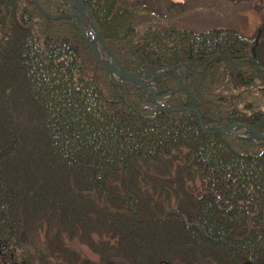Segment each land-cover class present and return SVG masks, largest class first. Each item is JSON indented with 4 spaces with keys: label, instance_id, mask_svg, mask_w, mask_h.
I'll return each mask as SVG.
<instances>
[{
    "label": "trees",
    "instance_id": "16d2710c",
    "mask_svg": "<svg viewBox=\"0 0 264 264\" xmlns=\"http://www.w3.org/2000/svg\"><path fill=\"white\" fill-rule=\"evenodd\" d=\"M86 1L128 71L177 66L207 124L264 131L255 37L198 34L158 16L163 25L147 27L152 11L138 0ZM38 2L46 13L34 0H0V264H66L50 248L68 264L183 255L185 264H264V140L208 134L187 111H157L141 86L98 61L77 18L48 17L72 12L71 0ZM82 24L93 38L88 13ZM149 79L159 98L180 85L173 71ZM189 99L175 93L165 105ZM66 233L101 262L81 263Z\"/></svg>",
    "mask_w": 264,
    "mask_h": 264
},
{
    "label": "rangeland",
    "instance_id": "374dc122",
    "mask_svg": "<svg viewBox=\"0 0 264 264\" xmlns=\"http://www.w3.org/2000/svg\"><path fill=\"white\" fill-rule=\"evenodd\" d=\"M78 1L80 3H83L84 0H78ZM138 2L141 3L140 5H144V8H148L149 10H151L153 12L152 13L150 11L144 10V13L146 14L148 21H145V19L142 17V22H143V26H147V27L150 26L151 24H152V26H158L160 24L163 25V23L156 17V16H158L159 18L161 17L163 20H164V17L173 18L175 20L174 22L176 24V27H179L182 29H188V30L195 32V33H198V34L201 33L200 31H204V30L212 31V30H218V28L226 29L227 27H229V28H234V29L238 30L243 35H247L250 38H254V37H256L257 32L263 28L262 23L264 22V0H138ZM37 3L40 5L38 0H37ZM71 3L74 7V10L72 12L63 13L61 15H49V14H47L48 17L51 18V20H60L63 18H73V17L75 19L76 18L78 19V16H80L82 18L83 17L82 12L86 13V10L85 11H84V9L78 10V9H76V7L72 1H71ZM37 7H38V5H37ZM40 7H41V5H40ZM42 10H43V8H42ZM74 11H76V12L74 13ZM41 12L46 13L44 10ZM68 14H72V17H69V16L61 17V16L68 15ZM147 14H152V15L149 16ZM77 25H78L77 27H78L79 31L81 32L80 24H77ZM82 26H83V24H82ZM98 29H99V27H98ZM61 32L65 33V31H61ZM99 32H100V29H99ZM81 33H82V36H83L84 41L86 42L88 48L90 50H92L93 54L95 55L94 50L91 48V45H89V43H88L89 41H87L85 39V37L89 38L90 42L94 45V43L92 41L91 32L86 35L84 30H83V32H81ZM93 35H94V32H93ZM94 38L95 37H93V39ZM105 43H106V41H105ZM106 45L110 49V47L107 43H106ZM100 47H101V49H100ZM98 48H99V54L102 57L104 56L103 57L104 59H107L108 57H106V53H104L103 47L99 44ZM251 51H252V49H251ZM259 51H260V49L258 50V53H259ZM256 52H255V54H256ZM112 54L115 55L118 59V56L116 54H114L113 52H112ZM95 57L97 58L96 55H95ZM251 57L252 56H250V58ZM260 57H261V59L264 60V56H260ZM253 60H256V57ZM98 61L100 62L99 59H98ZM118 61H119V59H118ZM100 63L102 65H104L102 62H100ZM111 63L114 66H116L117 62L115 60H111ZM257 64H258V62H257ZM257 66H258L257 69L259 71L263 72L261 69V66L259 64ZM105 67H107V66H105ZM110 71H111V73L116 75V78H118V79L120 78L121 80L129 81V80L121 78L120 76H118L117 74L112 72V70H110ZM129 72H131V71H129ZM132 73H134V72H132ZM134 74H136V73H134ZM160 75H163V73ZM157 77H155V78H157ZM149 78L150 77H145V75H144L143 80L145 82H148V81L151 82L149 86L152 89V92L156 93L155 97L159 101L160 105L165 107L164 110H161L151 100L153 102V104L156 106L157 111H162V112L163 111L164 112H166V111H169V112L187 111L189 113L188 114L189 116H193V118L196 119L195 112L189 111L186 109V108H189V106L193 105V100L189 95H187L185 92L177 91L178 88H176L170 94L159 98L157 96V92L154 89L155 84H153V81L150 80ZM130 82H133V81H130ZM134 83H136V82H134ZM136 84H138V83H136ZM257 84H264V82L259 80V81H257ZM138 85L142 87V85H140V84H138ZM143 91H144L145 95L147 92H149L148 90H144V88H143ZM175 93H184L190 98L187 102L184 103L186 105H181V107H173V106H169L167 104L165 105V101L168 100L169 98H171V96H173ZM151 96H152V94L151 95L147 94V97L149 99L151 98ZM196 102H197V107L199 109L201 117H203L201 110L199 108L198 99H196ZM227 123H229V122H227ZM227 123H225V124H227ZM234 123H238V122H232L230 124H234ZM242 124H247V123H242ZM206 125H208L210 127H215V128L216 127H218V128H224L225 127V125L214 126V125L207 124V123H206ZM247 125H249V124H247ZM235 129H236L235 127L229 128L223 134H235L236 133L237 136L242 135L244 137L252 134V131L246 127L243 129L242 134L237 133L239 131H237ZM246 130L247 131L249 130L248 133ZM261 132H264V131H261ZM212 134H221V133H212ZM144 187L147 188L148 184H145ZM95 238L97 241L100 240V238L97 235H95ZM65 240H66V244L68 246H70L72 248H76L78 250V252L80 253V256H81L80 257L81 263L85 260H92V261L98 262V263L101 262L100 251L98 252V251L94 250L93 248L87 246L85 241L82 238L74 236L73 234L69 235L66 233ZM48 251H49V253L51 252V253L56 255L57 258L55 257V261L57 263H60V262L62 263V261H65L66 264L69 263V260L64 259V257H63L64 255H62V253L61 254L58 253L56 249L50 248ZM168 255L171 257V254H168ZM184 256L185 255L173 259L174 263L178 262V263L184 264L183 263ZM127 258L135 261V259L139 258V257L135 258V257L127 256ZM149 259H154V258L152 257ZM130 260L128 262H131ZM154 261H156V260H154ZM158 261L160 262V259L159 260L157 259V262H154L153 264L158 263ZM147 262H148L147 259H145L144 257H141V258H139V263H137V264H147ZM175 264H177V263H175ZM197 264H207V263H206V261L205 262L202 261V262H199Z\"/></svg>",
    "mask_w": 264,
    "mask_h": 264
},
{
    "label": "water",
    "instance_id": "95a60500",
    "mask_svg": "<svg viewBox=\"0 0 264 264\" xmlns=\"http://www.w3.org/2000/svg\"><path fill=\"white\" fill-rule=\"evenodd\" d=\"M35 2L38 5L39 9L41 11H43L42 8L40 7V5L37 3V0H35ZM72 2L74 3L76 9H78V10L84 9V11L86 10V12L89 13V16H90V19H91V22H92V26H93V29L95 31V38L93 39L94 45L90 42L89 38H87L85 36L84 37H85V39L87 41H89L88 42L89 45H91V48L94 50V53L97 56V58L100 60V62H102L105 66H107L110 70H112V72H114L115 74H117L121 78L129 80V81H133V82H136V83L142 85L144 90H148L152 94L153 97L151 98V100L161 110H164L165 107L160 105L159 101L155 97L156 93L155 92L153 93L152 89L149 86L151 82H149V81L145 82L143 80L144 76H142L141 74H134L132 72L127 71L123 66H121V64L118 61L117 57L115 55H113L111 50L107 47L105 41L103 40V38H102V36H101V34L99 32V29H98V26L96 24L95 17H94V15L92 13V10L88 6L86 0H84L83 3H80L78 0H72ZM67 16L72 17V14L64 15V16H61V17H67ZM78 18H79L80 30H81V32H83L82 19H81L80 16H78ZM98 42H100L102 45H104L107 48L109 56L112 57L118 63L120 68H117L116 66H114L111 63L110 58L109 59H104V58L101 57V55L99 54V52L97 50L98 49ZM250 59H255V46L252 49V57ZM165 71L178 72L177 66H173V67H169V68H167L165 70H162V71H156L154 73L147 74L146 77L152 76V77L155 78V77L159 76L160 74H162ZM178 78L180 79V87L177 89V91L185 92L187 95H189L192 98L193 105L189 106V108H186V109L189 110V111H194L195 112V115H196L195 123L198 124L205 133H208V134L224 133V132L227 131V129L232 128V127H246V128H248L249 130L252 131V135H251L252 138L264 139V132H260V131L256 130L255 128H253L252 126L247 125V124H242V123L227 124L224 128H218V127L215 128V127H210V126L206 125V123L202 119L201 114L199 112V109L197 107V102H196L195 95L183 83V74L178 73Z\"/></svg>",
    "mask_w": 264,
    "mask_h": 264
},
{
    "label": "flooded vegetation",
    "instance_id": "af4514ba",
    "mask_svg": "<svg viewBox=\"0 0 264 264\" xmlns=\"http://www.w3.org/2000/svg\"><path fill=\"white\" fill-rule=\"evenodd\" d=\"M262 26L263 28L261 29V39H260V43L257 44L256 48H257V56L259 54V56H264V22L262 23ZM263 30V31H262ZM259 31L257 32V35H258ZM256 35V36H257ZM256 39V37H255ZM260 49L259 53H258V50ZM177 264H181V263H178L176 262ZM183 263L185 264L186 262L183 260Z\"/></svg>",
    "mask_w": 264,
    "mask_h": 264
}]
</instances>
